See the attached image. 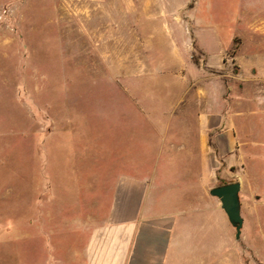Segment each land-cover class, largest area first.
Wrapping results in <instances>:
<instances>
[{"label":"rangeland","instance_id":"rangeland-1","mask_svg":"<svg viewBox=\"0 0 264 264\" xmlns=\"http://www.w3.org/2000/svg\"><path fill=\"white\" fill-rule=\"evenodd\" d=\"M136 31L152 71L193 42L200 72L229 87L245 146L181 201L211 208L214 264H264V0H0V264L66 262L110 206L99 174L139 139L125 112ZM238 181L239 239L210 195Z\"/></svg>","mask_w":264,"mask_h":264},{"label":"crops","instance_id":"crops-1","mask_svg":"<svg viewBox=\"0 0 264 264\" xmlns=\"http://www.w3.org/2000/svg\"><path fill=\"white\" fill-rule=\"evenodd\" d=\"M136 32L130 51L137 80L126 83L132 107L125 112L139 139L128 140L127 151L99 174L111 180L105 192L112 197L102 217L86 224L83 250L67 252L66 262L50 253L48 264H214L212 210L181 198L210 184L221 163L236 161L245 146L243 113L231 109L229 87L224 92L192 61L193 42L180 60L152 71L143 53L134 54L149 49ZM209 65H224V52Z\"/></svg>","mask_w":264,"mask_h":264},{"label":"water","instance_id":"water-1","mask_svg":"<svg viewBox=\"0 0 264 264\" xmlns=\"http://www.w3.org/2000/svg\"><path fill=\"white\" fill-rule=\"evenodd\" d=\"M241 188L242 185L238 181L216 186L210 190V195L219 199L221 208L226 213L230 224L235 228L237 239L241 237L244 225L240 197Z\"/></svg>","mask_w":264,"mask_h":264},{"label":"trees","instance_id":"trees-1","mask_svg":"<svg viewBox=\"0 0 264 264\" xmlns=\"http://www.w3.org/2000/svg\"><path fill=\"white\" fill-rule=\"evenodd\" d=\"M227 183H229V182H222V183H220L218 186H220V185H224V184H227ZM231 183V182H230Z\"/></svg>","mask_w":264,"mask_h":264}]
</instances>
